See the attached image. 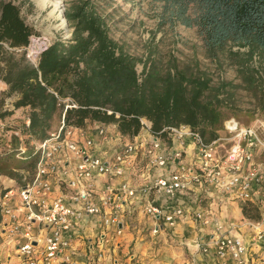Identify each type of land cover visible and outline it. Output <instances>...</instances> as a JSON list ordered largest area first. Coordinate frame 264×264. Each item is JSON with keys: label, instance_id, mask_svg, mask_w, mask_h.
Wrapping results in <instances>:
<instances>
[{"label": "trees", "instance_id": "trees-1", "mask_svg": "<svg viewBox=\"0 0 264 264\" xmlns=\"http://www.w3.org/2000/svg\"><path fill=\"white\" fill-rule=\"evenodd\" d=\"M158 1L163 3L168 21L195 28L207 50L228 45L246 49L243 53L229 50L231 56L241 55L235 61L240 66L247 65L254 55L264 59V0ZM64 17L70 38L48 45L32 64L24 53L16 51L29 45L32 28L22 19L19 6L0 1V82L7 87V97L16 95L14 108L28 110L27 133L44 140L59 112L67 126L83 128L87 120L116 124L120 134L129 137L140 133V119H145L151 131L161 137L165 127L186 125L205 143L218 138L225 121L221 108L230 101L228 83L213 86L205 73L176 64L163 67L151 63L147 68L146 62L139 81L136 58L109 36L94 0L68 6ZM12 114L0 113V117ZM36 160L34 152L17 165L0 157V177L21 185L23 176L18 171L32 174ZM241 210L246 219H261L260 210L250 202L241 204Z\"/></svg>", "mask_w": 264, "mask_h": 264}, {"label": "built area", "instance_id": "built-area-1", "mask_svg": "<svg viewBox=\"0 0 264 264\" xmlns=\"http://www.w3.org/2000/svg\"><path fill=\"white\" fill-rule=\"evenodd\" d=\"M27 57L30 59L33 55ZM16 99V95L5 98L0 113L15 112ZM9 117H0V135L7 129ZM140 123V133L129 137L120 134L116 124L87 120L83 128L67 126L63 114L58 129L36 143L33 173L29 178L23 177L21 185L7 187L0 198V236L19 239L16 257L20 264H52L61 256L63 261L59 264H76L71 261V252L66 253L71 248L72 230L84 217H96L101 241L114 227L118 235L123 198H147L143 211L152 221L153 234L164 225L172 226L188 216L199 225H207L209 220L199 208V197L194 198L197 207L190 213L183 208L166 211L149 199L154 193L176 199L191 187L204 183L240 205L254 204L262 219L264 196L254 193L264 189V162L256 159L264 153V121L255 119L243 126L230 118L224 122L225 136L218 135L210 143H205L197 131L186 125L165 127L161 137L151 131L145 119H140ZM25 125H29L28 118ZM189 145L197 157L196 170L182 166ZM104 146L108 148L103 150ZM140 154L150 168L160 169L170 161L177 162L179 168L169 175L157 176L148 186L135 189L123 177ZM99 178L121 180L116 185L99 186L96 183ZM8 197H17L16 207L7 205ZM260 220L247 219L244 225L257 228ZM238 227L239 224H232L230 230ZM35 228L41 235L35 236ZM215 228L222 229L218 224ZM257 237L262 240L264 230ZM196 246L198 252H206L199 241ZM212 247L218 264H228L229 260L231 264H245L246 249L240 237L230 233L219 235ZM184 264L204 263L192 256Z\"/></svg>", "mask_w": 264, "mask_h": 264}, {"label": "rangeland", "instance_id": "rangeland-1", "mask_svg": "<svg viewBox=\"0 0 264 264\" xmlns=\"http://www.w3.org/2000/svg\"><path fill=\"white\" fill-rule=\"evenodd\" d=\"M12 1L19 6L24 22L33 30L29 45L21 49L26 59L37 63L39 53L56 40H68L70 31L52 13L49 5L41 8L43 0H0ZM61 14L79 0H59ZM98 12L105 19L109 36L124 52L136 58L135 71L139 81L144 77L143 63L149 68L151 63L159 66L178 65L193 71L205 73L212 79V85L228 83L230 101L224 103L221 113L224 120L235 119L243 126L252 124L255 119L264 121V59L254 55L247 65L235 63L241 58L229 55L232 52H246L236 46L209 51L205 48L195 28H186L178 23L172 25L163 13V3L158 0H94ZM31 4V5H30ZM32 54L30 59L27 57ZM151 61V62H150ZM226 97V93H223ZM223 97V96H221ZM7 98L0 93V101ZM1 107V106H0ZM7 120V129L0 135V157L9 158L13 165L26 162L38 139L27 133L25 120L27 109H17ZM58 112L51 122L49 133L58 129L61 122ZM224 121V122H225ZM224 122L219 131L225 136ZM22 149V151L20 150ZM29 178L31 174L18 171ZM7 187L15 188L14 182L0 177V198ZM2 240L0 239V243Z\"/></svg>", "mask_w": 264, "mask_h": 264}, {"label": "crops", "instance_id": "crops-1", "mask_svg": "<svg viewBox=\"0 0 264 264\" xmlns=\"http://www.w3.org/2000/svg\"><path fill=\"white\" fill-rule=\"evenodd\" d=\"M7 87L0 82V91ZM108 147H103L106 150ZM257 161L264 162V153L257 156ZM182 166L197 169V157L189 145L185 149ZM177 162L170 161L160 169L150 168L142 154L134 165L124 174L123 179L135 189L150 185L159 176L169 175L178 169ZM121 179L99 178L97 185L111 183L116 185ZM255 196H264V189H259ZM199 197V208L202 209L209 223L199 225L193 217L178 219L172 226H163L157 233L151 232L152 221L145 215L143 208L147 198H123L121 201L120 220L117 229L114 227L105 235L102 241L98 238L101 230L97 227L96 217H84L70 233L72 236V262L76 264H184L192 256L204 264H218L213 257L212 242L222 234L230 233L242 239L246 249L245 264H264V238L259 240L257 235L264 230V213L257 228L244 225L247 220L242 215L241 205L237 201L227 199L214 187L208 184L193 186L176 199H169L163 194L152 195L149 199L166 211L183 208L187 213L197 206L194 198ZM5 202L10 207H16L17 197H8ZM222 227L217 231L215 225ZM232 224H239L235 230H230ZM39 233V234H38ZM41 232L35 228V236ZM0 264H20L16 257V246L19 239L0 236ZM199 241L206 248L205 253L198 252L196 242ZM207 246V247H206ZM63 257L53 262L59 264ZM232 262L229 260L228 264Z\"/></svg>", "mask_w": 264, "mask_h": 264}, {"label": "bare ground", "instance_id": "bare-ground-1", "mask_svg": "<svg viewBox=\"0 0 264 264\" xmlns=\"http://www.w3.org/2000/svg\"><path fill=\"white\" fill-rule=\"evenodd\" d=\"M49 5L52 9V13H56L57 18L61 22L62 26H65V21L63 20V15L61 14V3L59 0H43L41 8H45Z\"/></svg>", "mask_w": 264, "mask_h": 264}, {"label": "water", "instance_id": "water-1", "mask_svg": "<svg viewBox=\"0 0 264 264\" xmlns=\"http://www.w3.org/2000/svg\"><path fill=\"white\" fill-rule=\"evenodd\" d=\"M62 15H63V20H65L64 14H62Z\"/></svg>", "mask_w": 264, "mask_h": 264}]
</instances>
